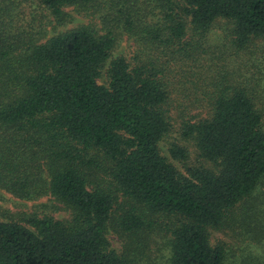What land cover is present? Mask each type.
Returning <instances> with one entry per match:
<instances>
[{"label": "trees", "instance_id": "1", "mask_svg": "<svg viewBox=\"0 0 264 264\" xmlns=\"http://www.w3.org/2000/svg\"><path fill=\"white\" fill-rule=\"evenodd\" d=\"M23 1L0 0V189L70 218L0 221V264H131L154 233L170 264H225L211 231L237 224L260 244L264 77L238 55L264 40V0H34L57 27L67 9L100 27L47 39L15 28ZM219 20L229 34L211 45ZM123 36L130 61L114 55ZM175 128L199 158L171 144L184 172L160 150Z\"/></svg>", "mask_w": 264, "mask_h": 264}, {"label": "rangeland", "instance_id": "2", "mask_svg": "<svg viewBox=\"0 0 264 264\" xmlns=\"http://www.w3.org/2000/svg\"><path fill=\"white\" fill-rule=\"evenodd\" d=\"M71 20L63 27H57L55 21L40 7L34 0H24L19 9L14 10V26L31 28L34 31L44 29V36L47 38L59 32L75 29L80 26L91 25L99 30L98 21L94 18L78 14L74 9H67ZM42 26V28H40ZM30 27V28H29ZM229 27L223 20L217 21L209 36L208 42L211 45L220 44L224 37L228 36ZM137 45L127 36L121 37L115 47L114 55L123 56L127 61L134 58ZM250 54H239L238 60L249 61L251 64H259V71L264 77V40L258 41L255 46L250 47ZM264 82V78H263ZM178 144L188 153L187 164L192 166L198 164L199 158L195 149L194 141L180 138V131L175 128L160 143L161 154L169 159L174 166L184 172V166L180 162L172 160L169 155L171 144ZM261 188V187H260ZM259 188V189H260ZM258 189V191H259ZM261 191V189H260ZM32 215L50 216L59 221H67L70 212L64 209L50 196H43L35 200L25 201L7 194L0 189V221H12L26 225V220ZM31 229V228H30ZM252 236V237H251ZM253 234L250 233L247 225L237 224L234 227L220 231H211V245H220L224 249L225 264H264V239L260 244L254 242ZM145 238L138 237V249L128 257L131 264H170V249L165 234H156ZM109 241L117 251H122V240L116 235H110Z\"/></svg>", "mask_w": 264, "mask_h": 264}]
</instances>
